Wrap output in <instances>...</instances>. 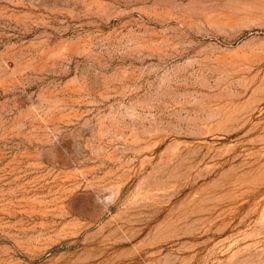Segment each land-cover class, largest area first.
<instances>
[{"label":"rangeland","instance_id":"374dc122","mask_svg":"<svg viewBox=\"0 0 264 264\" xmlns=\"http://www.w3.org/2000/svg\"><path fill=\"white\" fill-rule=\"evenodd\" d=\"M0 264H264V0H0Z\"/></svg>","mask_w":264,"mask_h":264},{"label":"clouds","instance_id":"9594fccd","mask_svg":"<svg viewBox=\"0 0 264 264\" xmlns=\"http://www.w3.org/2000/svg\"><path fill=\"white\" fill-rule=\"evenodd\" d=\"M117 197L115 195L109 196H100L95 193V202L102 211L109 210L116 202Z\"/></svg>","mask_w":264,"mask_h":264}]
</instances>
